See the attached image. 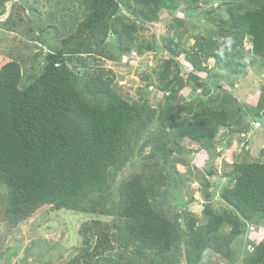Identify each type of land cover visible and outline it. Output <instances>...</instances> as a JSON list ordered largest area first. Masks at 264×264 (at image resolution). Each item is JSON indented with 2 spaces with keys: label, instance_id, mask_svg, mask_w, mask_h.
<instances>
[{
  "label": "rangeland",
  "instance_id": "obj_1",
  "mask_svg": "<svg viewBox=\"0 0 264 264\" xmlns=\"http://www.w3.org/2000/svg\"><path fill=\"white\" fill-rule=\"evenodd\" d=\"M174 1L173 7L159 6L146 18L143 2L117 0L107 36L94 45L99 51L84 54L82 63L77 57L70 60L66 51L87 34L89 0H0V71L8 63L19 64L21 87L44 71L49 53L62 50L79 88L88 89L93 81L103 86L99 96L113 93L153 112L151 122L133 140L127 162L112 176L111 188L91 195L84 211L43 204L13 221L8 216L11 187L0 181V264H107L82 250L80 229L94 220L112 222L121 184L137 173L161 184L160 195L148 191L152 205L178 224L183 241L170 258L176 264H190L185 244L190 227L231 208L221 192L233 185L235 176L228 175L235 164L264 162V55L253 52L250 35L240 40L243 32L235 28L237 17L228 12L234 1ZM262 4L243 0L235 13ZM200 35L223 42L226 48L196 69L186 52ZM187 107L225 111L230 119L214 138L200 143L169 126L168 118L193 116L194 110L186 112ZM231 229L224 223L220 238ZM262 242L264 214H259L242 226L230 249L208 247L199 264H244ZM106 255L122 264H147L144 256L130 249L114 248Z\"/></svg>",
  "mask_w": 264,
  "mask_h": 264
},
{
  "label": "trees",
  "instance_id": "obj_2",
  "mask_svg": "<svg viewBox=\"0 0 264 264\" xmlns=\"http://www.w3.org/2000/svg\"><path fill=\"white\" fill-rule=\"evenodd\" d=\"M89 1L92 12L86 23L87 34L66 51L71 53L70 60L77 57L82 63L84 54L99 51L94 45L107 36L110 17L118 6L117 0ZM136 1L144 3L141 13L146 18L159 6L173 7L175 3ZM231 1L234 4L228 6V12L237 17L235 28L241 27L243 32L240 40L250 35L253 52L264 55V0L260 8L238 16L235 8L243 0ZM115 30L123 32L116 24ZM225 48L223 42L212 37L196 36L186 59L196 69H202L204 59L219 57ZM171 49L176 51L172 46ZM63 54L62 50L49 53L44 71L24 88L20 86L19 64L8 63L0 71V181L11 187L8 216L13 221L31 215L43 204L84 211L91 195L111 188V178L127 162L133 140L153 119L149 107L132 105L113 93L99 96L103 86L93 81L88 89L79 88ZM193 110L191 118H168V123L182 136L200 143L214 138L230 119L225 111L206 107H187L186 112ZM233 169L228 175L235 176L233 185L221 192L231 208L197 228L190 227L185 240L190 264H199L208 247L220 252L230 249L242 226L264 214V162L237 163ZM160 186L142 173L124 181L114 220L82 225V250L107 264H122L106 255L114 248L130 249L144 256L147 264H176L170 256L178 253L183 244L178 224L155 210L149 197V189L160 195ZM226 222L232 229L221 239L219 231ZM244 264H264V242L257 245Z\"/></svg>",
  "mask_w": 264,
  "mask_h": 264
},
{
  "label": "built area",
  "instance_id": "obj_3",
  "mask_svg": "<svg viewBox=\"0 0 264 264\" xmlns=\"http://www.w3.org/2000/svg\"><path fill=\"white\" fill-rule=\"evenodd\" d=\"M251 228H252V230H254V227L253 226Z\"/></svg>",
  "mask_w": 264,
  "mask_h": 264
}]
</instances>
